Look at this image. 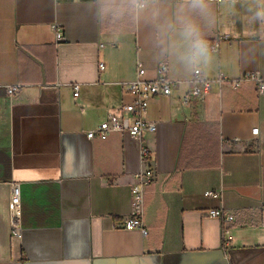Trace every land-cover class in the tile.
I'll return each instance as SVG.
<instances>
[{
	"label": "crops",
	"instance_id": "obj_1",
	"mask_svg": "<svg viewBox=\"0 0 264 264\" xmlns=\"http://www.w3.org/2000/svg\"><path fill=\"white\" fill-rule=\"evenodd\" d=\"M90 3L0 0V264H264V94L213 83L186 106L187 85L156 98L144 115L158 123L144 134L145 163L128 134L89 140L132 102L122 85L136 80L138 64L145 80L158 65L147 28L117 34L96 23ZM218 14L208 80L264 76V54H244L252 46L244 15L222 4ZM147 170L157 180L145 189V238L124 226L136 175ZM10 182L21 184L22 240L11 235ZM219 209L234 222L204 214Z\"/></svg>",
	"mask_w": 264,
	"mask_h": 264
},
{
	"label": "clouds",
	"instance_id": "obj_2",
	"mask_svg": "<svg viewBox=\"0 0 264 264\" xmlns=\"http://www.w3.org/2000/svg\"><path fill=\"white\" fill-rule=\"evenodd\" d=\"M221 4L229 16L244 15L252 44L244 54H264V0H91L89 7L97 24L111 25L117 34L147 28L154 61L176 84L195 87L217 67L209 37Z\"/></svg>",
	"mask_w": 264,
	"mask_h": 264
},
{
	"label": "built area",
	"instance_id": "obj_3",
	"mask_svg": "<svg viewBox=\"0 0 264 264\" xmlns=\"http://www.w3.org/2000/svg\"><path fill=\"white\" fill-rule=\"evenodd\" d=\"M56 32V42L64 41L60 35L58 25L53 26ZM220 39L215 41L213 45L218 52L220 47ZM100 70L104 69V65L100 64ZM154 80H145L146 69L138 64L136 72V80L129 84H123L124 91L132 98L129 104H121L117 113H109L106 121L97 129L87 132V138L91 141L101 140L106 141L113 133H125L130 138L139 144V154L142 163H145L150 158V151L144 142L145 133H155L158 123L147 121L144 115L148 111L150 103L156 98H171L173 91L179 86L175 79L171 78L166 69H162L159 65L155 70ZM213 83L218 84L220 88L228 87L233 91L239 90L246 84L256 86L258 94H264V76L260 73L245 72L234 80L227 79L224 75H220L216 81L207 80L204 83L198 84L195 87H190L189 93L181 100V104L189 105L194 99L203 98L212 90ZM74 97H78L79 86L73 87ZM19 91V86H11L7 88L8 97L12 98ZM259 130L252 131L253 136H258ZM138 183L132 188V209L130 216L126 219L124 229L127 231H140L146 238L149 235V230L143 222L144 215V198L145 189L147 186L157 180V173L153 170L140 171L136 175ZM10 190V229L12 238L22 240L23 227L21 223V184L17 182L9 183ZM205 198L222 199L221 192H205ZM264 211V206H263ZM205 216L210 219H215L225 226L226 223L234 222L232 215L226 214L223 209L206 211ZM225 233H228L224 230Z\"/></svg>",
	"mask_w": 264,
	"mask_h": 264
}]
</instances>
